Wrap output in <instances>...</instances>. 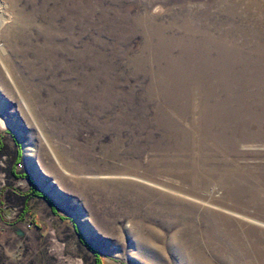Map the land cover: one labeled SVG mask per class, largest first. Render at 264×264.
<instances>
[{
  "label": "rangeland",
  "instance_id": "374dc122",
  "mask_svg": "<svg viewBox=\"0 0 264 264\" xmlns=\"http://www.w3.org/2000/svg\"><path fill=\"white\" fill-rule=\"evenodd\" d=\"M0 1V264H93L73 224L102 264H264V147L205 138L157 78L184 38L255 54L264 0Z\"/></svg>",
  "mask_w": 264,
  "mask_h": 264
},
{
  "label": "bare ground",
  "instance_id": "6f19581e",
  "mask_svg": "<svg viewBox=\"0 0 264 264\" xmlns=\"http://www.w3.org/2000/svg\"><path fill=\"white\" fill-rule=\"evenodd\" d=\"M2 5L0 1V9ZM0 19L1 27L6 20L1 15ZM198 42H194L193 38L177 42L179 58L186 65L174 69L172 64L159 71L163 77L158 75L157 78L160 79L165 105L172 109L183 106L189 112L191 102L196 101L193 110L198 119L194 128L201 130L205 138L218 134L214 142L232 145L233 138L225 139L223 136L238 135L242 143L238 145L264 147V43L255 54L249 52L244 56L235 45L220 44L209 38ZM213 42L215 48L211 47ZM236 58H241V62H237ZM238 68L246 74L235 71ZM173 70H176L175 76ZM247 70L252 72L247 73ZM182 76L199 85L200 91L190 92L183 88ZM184 115L186 117V111ZM251 126L256 129L251 130ZM238 128L244 130L238 131ZM252 178L249 185L264 186L262 176Z\"/></svg>",
  "mask_w": 264,
  "mask_h": 264
},
{
  "label": "trees",
  "instance_id": "16d2710c",
  "mask_svg": "<svg viewBox=\"0 0 264 264\" xmlns=\"http://www.w3.org/2000/svg\"><path fill=\"white\" fill-rule=\"evenodd\" d=\"M11 175L13 177H19L15 172H14V168H12L11 171ZM20 177H24V175H20ZM30 181L31 184V190H30V196L27 198V200L24 201V207L28 206L27 201L28 199H30L31 197H34L35 199H41L43 200L48 206L49 208L53 211H56L57 208L54 205V203L52 202V200H50L43 192H40L36 186L32 183V181L27 178ZM29 209V207H28ZM71 225L73 224L72 220L68 219L67 220ZM73 226V230L75 231L76 236L78 237V240L80 241V244H82V246H84L88 251L93 252V264H102L100 262V258L97 254V252L93 250V248L86 242V240L82 237V235L77 231V229Z\"/></svg>",
  "mask_w": 264,
  "mask_h": 264
},
{
  "label": "crops",
  "instance_id": "0c3cea01",
  "mask_svg": "<svg viewBox=\"0 0 264 264\" xmlns=\"http://www.w3.org/2000/svg\"><path fill=\"white\" fill-rule=\"evenodd\" d=\"M0 146H2V144L0 143Z\"/></svg>",
  "mask_w": 264,
  "mask_h": 264
}]
</instances>
